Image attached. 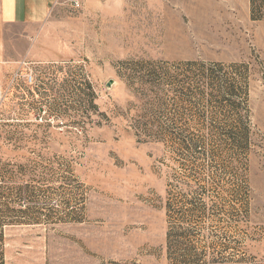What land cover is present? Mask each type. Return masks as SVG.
I'll return each instance as SVG.
<instances>
[{"label":"rangeland","instance_id":"obj_1","mask_svg":"<svg viewBox=\"0 0 264 264\" xmlns=\"http://www.w3.org/2000/svg\"><path fill=\"white\" fill-rule=\"evenodd\" d=\"M228 2L59 4L36 82L0 69V264H264V12Z\"/></svg>","mask_w":264,"mask_h":264},{"label":"crops","instance_id":"obj_2","mask_svg":"<svg viewBox=\"0 0 264 264\" xmlns=\"http://www.w3.org/2000/svg\"><path fill=\"white\" fill-rule=\"evenodd\" d=\"M73 1L0 0V69L37 57L41 30L51 12L59 4ZM227 1L248 6V0Z\"/></svg>","mask_w":264,"mask_h":264},{"label":"trees","instance_id":"obj_3","mask_svg":"<svg viewBox=\"0 0 264 264\" xmlns=\"http://www.w3.org/2000/svg\"><path fill=\"white\" fill-rule=\"evenodd\" d=\"M250 5H251V14L253 19H260L262 18L261 16H256L258 12H264V0H250ZM245 78H242L237 85L236 82H232L233 85H229L228 88L224 86L223 84L219 85V95L224 94L226 97L228 96H234L237 95L239 97L242 96V94H247V87H246V82L244 80ZM229 99V97H228ZM237 120L244 125L243 122H245V116L240 114L237 116ZM242 135H245V128L242 129Z\"/></svg>","mask_w":264,"mask_h":264},{"label":"built area","instance_id":"obj_4","mask_svg":"<svg viewBox=\"0 0 264 264\" xmlns=\"http://www.w3.org/2000/svg\"><path fill=\"white\" fill-rule=\"evenodd\" d=\"M74 7H80L81 2L79 0H74L72 2ZM30 64L27 61H22L20 67L14 72L12 76V82L19 80L20 78H25L26 83L33 84L36 82V73H34L33 69H30ZM4 98L3 91L0 88V99Z\"/></svg>","mask_w":264,"mask_h":264},{"label":"water","instance_id":"obj_5","mask_svg":"<svg viewBox=\"0 0 264 264\" xmlns=\"http://www.w3.org/2000/svg\"><path fill=\"white\" fill-rule=\"evenodd\" d=\"M113 84V81L107 83V86L110 87Z\"/></svg>","mask_w":264,"mask_h":264}]
</instances>
